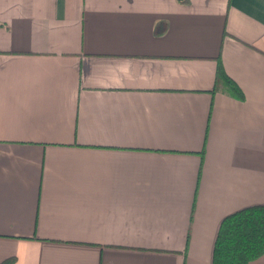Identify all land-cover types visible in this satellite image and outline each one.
Returning a JSON list of instances; mask_svg holds the SVG:
<instances>
[{
    "label": "crops",
    "instance_id": "1",
    "mask_svg": "<svg viewBox=\"0 0 264 264\" xmlns=\"http://www.w3.org/2000/svg\"><path fill=\"white\" fill-rule=\"evenodd\" d=\"M256 205L264 0H0V263L213 264Z\"/></svg>",
    "mask_w": 264,
    "mask_h": 264
},
{
    "label": "trees",
    "instance_id": "2",
    "mask_svg": "<svg viewBox=\"0 0 264 264\" xmlns=\"http://www.w3.org/2000/svg\"><path fill=\"white\" fill-rule=\"evenodd\" d=\"M218 79L242 96L239 88L219 69ZM264 255V205L241 209L221 223L213 250V264H250ZM0 264H12V259Z\"/></svg>",
    "mask_w": 264,
    "mask_h": 264
}]
</instances>
